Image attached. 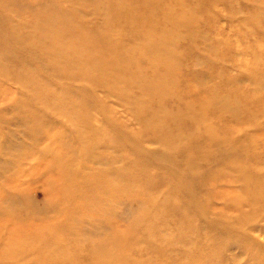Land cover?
<instances>
[{"label": "rangeland", "instance_id": "374dc122", "mask_svg": "<svg viewBox=\"0 0 264 264\" xmlns=\"http://www.w3.org/2000/svg\"><path fill=\"white\" fill-rule=\"evenodd\" d=\"M0 264H264V0H0Z\"/></svg>", "mask_w": 264, "mask_h": 264}]
</instances>
